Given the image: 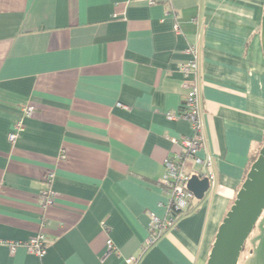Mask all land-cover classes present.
Listing matches in <instances>:
<instances>
[{
    "label": "crops",
    "instance_id": "1",
    "mask_svg": "<svg viewBox=\"0 0 264 264\" xmlns=\"http://www.w3.org/2000/svg\"><path fill=\"white\" fill-rule=\"evenodd\" d=\"M150 1L0 0V264L206 263L264 139V0ZM189 45L197 155L212 159L215 182L143 249L151 215L168 216L160 179L179 150L172 139L192 134L179 70ZM48 171L55 197L43 208ZM39 231L41 257L24 244Z\"/></svg>",
    "mask_w": 264,
    "mask_h": 264
},
{
    "label": "built area",
    "instance_id": "2",
    "mask_svg": "<svg viewBox=\"0 0 264 264\" xmlns=\"http://www.w3.org/2000/svg\"><path fill=\"white\" fill-rule=\"evenodd\" d=\"M150 2L153 3L154 0ZM174 29L176 31L179 30L177 24L174 25ZM185 51L190 55V59L182 63L179 67V70L184 75L183 86L186 89L181 117L189 122L192 134L189 136H183L178 140L172 139L173 142H176L179 145V150L175 157L164 159L166 172L160 179L164 192L168 196V216L164 219H160L155 215H151V222L148 228L149 235L145 239V246L143 249L152 245L160 237L162 232L172 225L175 211L185 210L192 201L196 199L193 193L187 188V182L192 175H195L200 179L207 178L209 188L215 182L212 159L208 156L200 157L197 155V152L201 149L204 141L202 134L201 100L197 81L198 50L194 45H189ZM33 112V106H24L22 108V118L32 116ZM168 117L172 118L170 115H168ZM22 118L17 119L14 122L13 130L7 135L9 142L12 144L16 141L20 132L23 130ZM188 161H192L200 168L193 173L188 172L186 170ZM53 178L54 173L51 171H48L44 175L45 188L40 194L41 206L43 208L54 204L55 191L51 188ZM41 224H45L44 217L42 218ZM7 243L9 244L8 241L0 240V244ZM10 244V249L14 250L15 246L20 244V242H10ZM24 244L28 247L30 252L38 257L43 256L46 252V240L44 233L41 231L29 237ZM106 245L108 252L116 250V247L110 238L107 239Z\"/></svg>",
    "mask_w": 264,
    "mask_h": 264
},
{
    "label": "water",
    "instance_id": "3",
    "mask_svg": "<svg viewBox=\"0 0 264 264\" xmlns=\"http://www.w3.org/2000/svg\"><path fill=\"white\" fill-rule=\"evenodd\" d=\"M264 54V8L261 18ZM187 188L196 199L209 189L207 178L192 175ZM264 210V139L235 198L219 224L205 264H238L244 244Z\"/></svg>",
    "mask_w": 264,
    "mask_h": 264
},
{
    "label": "rangeland",
    "instance_id": "4",
    "mask_svg": "<svg viewBox=\"0 0 264 264\" xmlns=\"http://www.w3.org/2000/svg\"><path fill=\"white\" fill-rule=\"evenodd\" d=\"M238 264H264V212L247 238Z\"/></svg>",
    "mask_w": 264,
    "mask_h": 264
},
{
    "label": "trees",
    "instance_id": "5",
    "mask_svg": "<svg viewBox=\"0 0 264 264\" xmlns=\"http://www.w3.org/2000/svg\"><path fill=\"white\" fill-rule=\"evenodd\" d=\"M257 154H258V152H256V154L251 158V160H250V164L255 160ZM249 166H250V165H249ZM248 169H249V168H248ZM191 205H192V204H190V205L186 208V211H189V210L191 209ZM183 211H184V210H183ZM183 211H175L174 216H173V219L175 220L176 217H177L178 215H180L181 213H183Z\"/></svg>",
    "mask_w": 264,
    "mask_h": 264
}]
</instances>
